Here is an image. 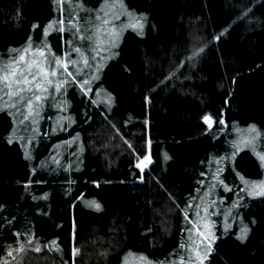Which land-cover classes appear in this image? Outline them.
Here are the masks:
<instances>
[{
	"label": "trees",
	"instance_id": "1",
	"mask_svg": "<svg viewBox=\"0 0 264 264\" xmlns=\"http://www.w3.org/2000/svg\"><path fill=\"white\" fill-rule=\"evenodd\" d=\"M113 1L144 27L124 34L100 75L101 55H88L92 70L69 81L70 100H55L36 135L1 109L0 89V264H24L30 242L71 240L75 264H187L208 220L216 239L203 264H264V195L244 184L264 178V162L251 147L232 155L240 133L264 138V0H0V68L51 24L71 27L53 46L82 57L76 27ZM90 23L95 38L101 24ZM104 91L112 104L96 100ZM222 117L231 128L217 133ZM211 203L222 215L201 212Z\"/></svg>",
	"mask_w": 264,
	"mask_h": 264
},
{
	"label": "rangeland",
	"instance_id": "2",
	"mask_svg": "<svg viewBox=\"0 0 264 264\" xmlns=\"http://www.w3.org/2000/svg\"><path fill=\"white\" fill-rule=\"evenodd\" d=\"M88 17L90 18L84 20L83 26L76 27V30L78 31V38L72 36L73 39L75 38L74 40L77 39L81 43L80 45L86 48L87 52L83 53L82 57L81 54L76 51L73 53H67L62 45H60V48L57 46L55 48L53 46V43L49 41L50 39H53V36L57 31H62L63 33L65 32V29L69 30L71 28L70 26H66V24L64 23H62L63 25L61 26V28H59V26L55 27V24H51L50 28L48 26H46V28H43L41 34L42 42L37 44L38 46L44 48L45 56H47L49 60H51L53 58V54H55L56 56L62 57L65 61H69V69L72 68V70L76 72L74 74L75 76L78 74L80 75L88 70H92L93 61L90 57L88 58V55L91 56L93 53H99L101 55L102 61L104 62L100 66V69H98L97 71V74L99 72L100 75L106 63H108L114 57H111L112 52L114 49L118 48L124 34L130 30L140 32L144 27L141 19L143 17L137 12L129 9L126 5H124V3L118 1H113L112 3L106 4L102 9H99L95 15H89ZM104 21H107V23H104ZM90 22H93L94 24H101L100 29L95 32V38H93L94 34L92 35V37H88L87 34H85V31L91 30L90 28H88L89 25H91ZM98 24L96 27L99 26ZM96 27H94V29ZM45 30L47 31L45 32ZM81 37H83V39H81ZM190 40L191 47L189 46L190 48L188 53L193 55L194 53H196L197 48L195 44H197L198 40L195 34L190 35ZM22 53L23 50L19 53V55H21ZM23 54L25 55V61H31L33 58H36L37 60L41 59L39 53L35 52V49H32L31 51ZM19 55L16 58H18ZM73 59L77 61V65L75 66L70 63V61ZM84 59H87V64H84ZM25 61H18L16 64L11 63L7 64L5 67H1L0 77H3L5 75V72H7L9 75V80H14L15 78L11 76L12 69L18 66H23L25 64ZM17 75L19 76V72L17 73ZM50 78L53 80V84L44 85V87L47 88V92H41L40 89H36L34 87L35 82H33L32 92H29L28 85L24 84L16 85L15 83H13L12 88L9 89L6 87L9 80L0 79V89L2 90V95H8L2 100L1 109H10V111L13 112L15 116H17V126L20 131L24 133L34 132V135H36V127L41 124L43 113H45L47 110H54L55 100L58 98L63 99V97L67 100H70L69 93L71 91V88L69 87L68 83H70L69 81H71L72 79L71 77H67V74L63 72L62 67H58L57 75ZM29 79H31V77H29ZM60 79H66L67 82L62 83L60 86V90L56 91L55 82ZM93 79L95 80L97 78L95 77ZM38 80H42V78H38ZM64 85L65 89H63ZM19 87H23L25 91L22 93H17V95H9L10 92L16 91V89ZM33 93L40 95L41 99L39 101L35 100ZM27 95H29L30 98H27ZM21 96L24 97L23 100L20 99ZM29 99L32 100L31 111H29L27 106V101ZM96 100L108 105L112 104L113 102L112 97L109 96L105 91L104 93L101 92L97 94ZM60 105V110H62V107L64 106V108H66L64 102L62 103L61 101ZM55 117H57L58 120H61L62 114L60 115L58 113L55 115ZM221 120L223 121V123L220 122ZM212 124H214V122ZM230 128L231 125L228 123V121H226L224 117H222L218 121L216 132L219 133L222 131H228ZM28 141L29 140H27V142ZM237 141V145H235V149H233L232 152V155L235 156V158L240 151H242L243 149H248V147L253 148L255 153L259 157L264 156V149L260 150L256 145L260 141L264 142V138L262 137L261 133H257V131H248L246 133L244 132V134L242 135L240 133V135L237 136ZM139 165H141L142 168L145 169L149 165V162L141 161ZM221 169L224 172L226 167L224 166ZM244 182L251 194L256 196L264 195V178L251 181L245 180ZM226 189L228 190L229 188ZM224 199L225 198L220 199L221 207H225L223 206ZM211 206V209L209 206L207 211L203 209L201 212H207L206 214L208 215V218H210V216L214 217L217 214L222 215L220 206L215 204L213 207L212 203ZM235 210H232L231 213ZM240 220V217H238L236 222H240ZM197 229L199 230L198 241H200L201 243L198 242L195 247L196 249L193 248L191 252L189 250L187 251V264H203V260L200 261V259L202 258L201 256L203 255V253L206 255L207 252L210 251V249L212 250L213 244L216 239V233L214 231V228H212L211 222L209 220L204 222L202 221L200 223V227L196 228V230ZM37 248H39V251H36ZM25 249L24 264H47V253L50 254V257L51 259H53V261H57L55 258L56 254V256L59 257V264H75V258L79 255V249L75 246L73 240L58 245H46L44 244V242H30L26 244ZM74 249L76 250L75 254H73ZM52 264L56 263L52 262ZM123 264L149 263H147V261L142 257L130 255L127 257L126 261Z\"/></svg>",
	"mask_w": 264,
	"mask_h": 264
},
{
	"label": "snow or ice",
	"instance_id": "3",
	"mask_svg": "<svg viewBox=\"0 0 264 264\" xmlns=\"http://www.w3.org/2000/svg\"><path fill=\"white\" fill-rule=\"evenodd\" d=\"M104 23H107V21H104ZM48 27L50 28L51 25H49ZM46 31L47 30H45V32ZM81 39H83V37H81ZM216 39H219V37H216ZM31 50H32V44H31V40H29L27 47L23 50V53H27L28 51H31ZM74 50L76 52H80V48H75ZM201 51H203V49H201ZM35 52L39 53V56L41 57L40 60L33 58L31 61H25V55L22 53L21 55H19L18 58H14L11 61V63L13 64H16L18 61H25V64L23 66H18L12 69L11 76L15 78L14 80H9V75L7 72H5V75L3 77H0V79L9 80L8 84L6 85L7 88L11 89L13 86V83H15L16 85L24 84V85H28V91L32 92L33 82H35L34 87L36 89H40L41 92H47V88L44 87V85L53 84V80L50 77H54L57 75L58 67H62V70L64 73L67 74V77H71L72 80L75 81L76 77L73 74V72L69 69V61H65L62 57L56 56L55 54H53V58L49 60V58L45 56L44 48L40 46H37L35 48ZM70 63L73 66L77 65V61L75 59L71 60ZM87 63H88L87 59H84V64H87ZM18 72H19V76L17 75ZM29 77H31V79H29ZM38 78H42V80H38ZM66 82H67L66 79H60L56 81L55 90L59 91L61 84L66 83ZM88 83H89L88 80H83L80 83V86L83 88ZM85 90L90 91V88H86ZM24 91L25 89L23 87H19L16 89V91L10 92L9 95H17V93H22ZM33 95L35 97V100L39 101L41 99L40 95H37L35 93H33ZM20 99L23 100L24 97L21 96ZM27 106H28L29 111H31V108H32L31 99L27 101ZM203 119L209 125V127H211V124L214 122L210 115L204 116ZM220 122L223 123L222 120ZM253 130H254V126H253ZM260 158L261 160H264V156H261ZM142 161H148L149 163L151 162L150 157L148 155H145L144 157H142ZM89 203L90 205H94L97 208L100 207V205L96 203L95 201H90ZM198 214L199 213H197V215ZM17 235L19 236L20 234L17 233ZM36 251H39V248H37ZM75 251L76 250L74 249L73 254H75Z\"/></svg>",
	"mask_w": 264,
	"mask_h": 264
},
{
	"label": "crops",
	"instance_id": "4",
	"mask_svg": "<svg viewBox=\"0 0 264 264\" xmlns=\"http://www.w3.org/2000/svg\"><path fill=\"white\" fill-rule=\"evenodd\" d=\"M62 243H64V242H60V243H57V242H55V243H53V242H44V244H46V245H58V244H62ZM46 256H47V264H52V262H54L56 264H59V257L56 256V254H55V258H56L57 261H55V260L53 261V259H51L49 253H47Z\"/></svg>",
	"mask_w": 264,
	"mask_h": 264
}]
</instances>
